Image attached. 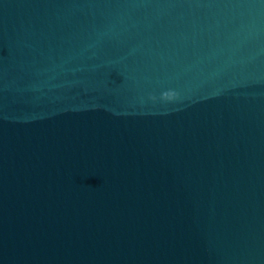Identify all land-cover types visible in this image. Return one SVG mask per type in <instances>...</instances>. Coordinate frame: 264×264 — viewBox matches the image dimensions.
I'll list each match as a JSON object with an SVG mask.
<instances>
[{
  "label": "water",
  "instance_id": "obj_1",
  "mask_svg": "<svg viewBox=\"0 0 264 264\" xmlns=\"http://www.w3.org/2000/svg\"><path fill=\"white\" fill-rule=\"evenodd\" d=\"M0 264H264V0H0Z\"/></svg>",
  "mask_w": 264,
  "mask_h": 264
}]
</instances>
